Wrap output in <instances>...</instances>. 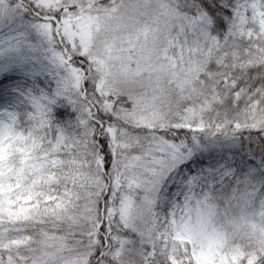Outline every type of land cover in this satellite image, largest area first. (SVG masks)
<instances>
[{
  "label": "snow or ice",
  "instance_id": "1",
  "mask_svg": "<svg viewBox=\"0 0 264 264\" xmlns=\"http://www.w3.org/2000/svg\"><path fill=\"white\" fill-rule=\"evenodd\" d=\"M0 264H264V0H0Z\"/></svg>",
  "mask_w": 264,
  "mask_h": 264
}]
</instances>
